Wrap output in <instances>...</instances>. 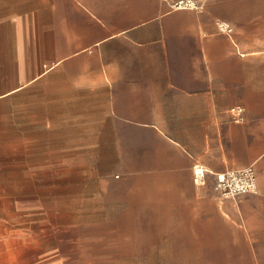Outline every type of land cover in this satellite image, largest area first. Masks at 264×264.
<instances>
[{
	"label": "crops",
	"instance_id": "crops-1",
	"mask_svg": "<svg viewBox=\"0 0 264 264\" xmlns=\"http://www.w3.org/2000/svg\"><path fill=\"white\" fill-rule=\"evenodd\" d=\"M177 2L0 0V150L50 168L56 183L82 171L103 182L93 168L131 165L116 200L134 223L219 231L223 221L228 246H259L264 0ZM196 162L210 169L204 185ZM251 164L258 191L219 198L216 174Z\"/></svg>",
	"mask_w": 264,
	"mask_h": 264
},
{
	"label": "rangeland",
	"instance_id": "rangeland-1",
	"mask_svg": "<svg viewBox=\"0 0 264 264\" xmlns=\"http://www.w3.org/2000/svg\"><path fill=\"white\" fill-rule=\"evenodd\" d=\"M21 154L0 150V264H264V240L228 246L223 221L219 231L170 229L164 216L134 223L116 200L131 165L93 168L103 182L82 171L56 183L50 168L23 167ZM26 171L40 174L26 182Z\"/></svg>",
	"mask_w": 264,
	"mask_h": 264
},
{
	"label": "built area",
	"instance_id": "built-area-1",
	"mask_svg": "<svg viewBox=\"0 0 264 264\" xmlns=\"http://www.w3.org/2000/svg\"><path fill=\"white\" fill-rule=\"evenodd\" d=\"M178 6L197 8L202 6L201 0H178ZM220 26L229 32L233 30L230 23L222 21ZM233 118L237 122L245 120V108L242 105H234L231 108ZM210 169L199 162L193 166L194 181L198 185L207 182V174ZM215 189L219 198H234L244 193H256L258 191L257 171L254 165L230 168L216 174Z\"/></svg>",
	"mask_w": 264,
	"mask_h": 264
}]
</instances>
